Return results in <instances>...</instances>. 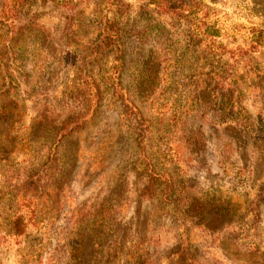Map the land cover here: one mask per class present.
Segmentation results:
<instances>
[{
    "label": "rangeland",
    "instance_id": "obj_1",
    "mask_svg": "<svg viewBox=\"0 0 264 264\" xmlns=\"http://www.w3.org/2000/svg\"><path fill=\"white\" fill-rule=\"evenodd\" d=\"M60 1L0 18V264L75 213L79 264H264V0Z\"/></svg>",
    "mask_w": 264,
    "mask_h": 264
},
{
    "label": "trees",
    "instance_id": "obj_2",
    "mask_svg": "<svg viewBox=\"0 0 264 264\" xmlns=\"http://www.w3.org/2000/svg\"><path fill=\"white\" fill-rule=\"evenodd\" d=\"M30 0H6L4 8L0 12V18L3 16H6L7 14H10L11 18L16 16L17 9L19 7H23L26 3H28ZM60 1V0H58ZM61 2V1H60ZM153 3L161 8L163 12H172L171 7V0H153ZM4 4V1L1 3V5ZM8 16V15H7ZM111 29V30H110ZM207 30V29H206ZM203 31L204 39L202 41L203 46H212L214 43V40H212V37H210L209 42H206V39L208 38L207 31ZM112 31V22L110 23H104V27L102 29V35L100 39V43L103 47L110 49L115 54V61L116 66L120 68L121 62H122V49L118 44L117 38L114 37V35H111L110 32ZM259 32L258 37L255 40V43H261L264 41V34ZM15 105V102L13 103ZM15 110V107H14ZM15 113L12 110H8L5 105H2L0 107V121H8L10 120V117H13ZM17 114V113H16ZM64 159V157H63ZM62 160V158H58L57 154L53 156V158H50L48 160L49 165L54 163H59ZM77 213L71 215L69 219H67V227H66V238L62 239V246L58 248L59 250H62L64 254V261L63 263H57V264H79V257L82 253L83 246L86 242V240L93 239V245L96 244L95 242L99 239H102L106 236H109V230H107V226L105 227L104 223H100L99 228L95 227V224L91 226L83 225L81 226L79 224V217L76 216ZM106 224H108V218H105ZM90 224V223H89ZM82 227V229H81ZM106 228V229H105ZM82 230V231H81ZM38 259V263L43 261V257L39 255L38 253L34 255ZM50 257V254H49Z\"/></svg>",
    "mask_w": 264,
    "mask_h": 264
}]
</instances>
